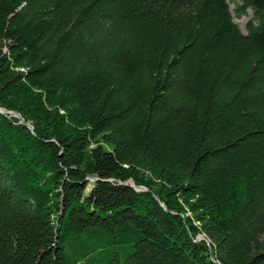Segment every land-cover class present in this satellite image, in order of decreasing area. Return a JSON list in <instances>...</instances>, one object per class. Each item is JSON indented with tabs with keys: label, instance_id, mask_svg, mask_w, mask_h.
<instances>
[{
	"label": "trees",
	"instance_id": "1",
	"mask_svg": "<svg viewBox=\"0 0 264 264\" xmlns=\"http://www.w3.org/2000/svg\"><path fill=\"white\" fill-rule=\"evenodd\" d=\"M0 110V264H264V0H0Z\"/></svg>",
	"mask_w": 264,
	"mask_h": 264
},
{
	"label": "rangeland",
	"instance_id": "2",
	"mask_svg": "<svg viewBox=\"0 0 264 264\" xmlns=\"http://www.w3.org/2000/svg\"><path fill=\"white\" fill-rule=\"evenodd\" d=\"M230 9L232 10L233 5L230 4ZM252 14L250 11L247 12L245 16H243L241 19H234V22L238 24L239 28L242 32H245L246 24L251 20Z\"/></svg>",
	"mask_w": 264,
	"mask_h": 264
},
{
	"label": "water",
	"instance_id": "3",
	"mask_svg": "<svg viewBox=\"0 0 264 264\" xmlns=\"http://www.w3.org/2000/svg\"><path fill=\"white\" fill-rule=\"evenodd\" d=\"M0 113L1 114H4V115H9V116H13V117H16L18 119H20V117L17 115V114H14V113H11V112H6V111H3V110H0ZM21 121V120H20ZM30 128V127H29ZM131 188L135 189L136 191H145L144 188L142 187H135L134 184H130L129 185ZM198 239H202V237L198 238Z\"/></svg>",
	"mask_w": 264,
	"mask_h": 264
}]
</instances>
